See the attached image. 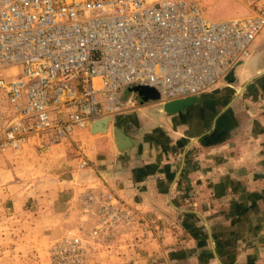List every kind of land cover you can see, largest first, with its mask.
Here are the masks:
<instances>
[{
  "label": "built area",
  "instance_id": "built-area-1",
  "mask_svg": "<svg viewBox=\"0 0 264 264\" xmlns=\"http://www.w3.org/2000/svg\"><path fill=\"white\" fill-rule=\"evenodd\" d=\"M237 1L245 13L211 21L200 0H0V152L76 150V133L121 115L134 85L163 105L226 84L264 29V0ZM83 205L103 243L145 222L110 190Z\"/></svg>",
  "mask_w": 264,
  "mask_h": 264
},
{
  "label": "crops",
  "instance_id": "crops-1",
  "mask_svg": "<svg viewBox=\"0 0 264 264\" xmlns=\"http://www.w3.org/2000/svg\"><path fill=\"white\" fill-rule=\"evenodd\" d=\"M230 1L224 20L246 11ZM130 94L123 93L126 110L106 134L80 131L76 151L57 145L39 153L58 168L57 188L67 189L65 196L110 190L166 231L165 241L139 239L136 250L122 242L106 264H264V29L233 80L181 112L165 113L157 102ZM113 126L130 139L124 151L116 147ZM80 158L90 164L86 171L77 168ZM184 224L205 233L197 239L179 234L175 251L169 236Z\"/></svg>",
  "mask_w": 264,
  "mask_h": 264
},
{
  "label": "rangeland",
  "instance_id": "rangeland-1",
  "mask_svg": "<svg viewBox=\"0 0 264 264\" xmlns=\"http://www.w3.org/2000/svg\"><path fill=\"white\" fill-rule=\"evenodd\" d=\"M200 3L211 21H223L232 8L230 0H200ZM15 71L8 69L6 75L13 76ZM29 146L24 145L17 152H0V264H106L124 241L132 242L135 250L142 244L139 239L147 240L151 236L165 241L166 231L146 220L120 232L108 243L93 239L91 231L96 223L85 209L83 197L86 192L101 193L104 189L72 191L69 197L65 196L67 189L61 192L62 188H57L58 168L47 166L46 158ZM24 150H28L30 157L20 158ZM202 228L184 224L174 228L175 234L169 237H174L175 242L179 234L188 231L197 239L205 233ZM178 244L174 243L175 251ZM160 263L164 264L162 260Z\"/></svg>",
  "mask_w": 264,
  "mask_h": 264
},
{
  "label": "water",
  "instance_id": "water-1",
  "mask_svg": "<svg viewBox=\"0 0 264 264\" xmlns=\"http://www.w3.org/2000/svg\"><path fill=\"white\" fill-rule=\"evenodd\" d=\"M240 64L241 63H239V65ZM233 77H234V71H231L226 78L227 82L232 81ZM126 92L136 93L144 102H157L159 99L157 92L154 89L148 88V87H131L127 89ZM197 97L179 99V100L165 103L162 105V109L165 113H168V114H175L177 112H181L185 108H188L194 105ZM97 125H101V128L97 129L96 128ZM111 125H113L112 119H109V121L105 119L95 121V122L90 123L89 131L91 134H106L107 130L109 129ZM112 135H113L116 147L119 151H124L130 146V139L122 133L121 129L113 126Z\"/></svg>",
  "mask_w": 264,
  "mask_h": 264
},
{
  "label": "bare ground",
  "instance_id": "bare-ground-1",
  "mask_svg": "<svg viewBox=\"0 0 264 264\" xmlns=\"http://www.w3.org/2000/svg\"><path fill=\"white\" fill-rule=\"evenodd\" d=\"M109 119H112L113 122H114V117H112V118H107V119H105V120H108V121H109ZM110 121H111V120H110ZM100 126H101V125H100ZM97 127H98V125H97ZM97 127H96V128H97ZM98 128H99V127H98ZM98 128H97V129H98Z\"/></svg>",
  "mask_w": 264,
  "mask_h": 264
}]
</instances>
